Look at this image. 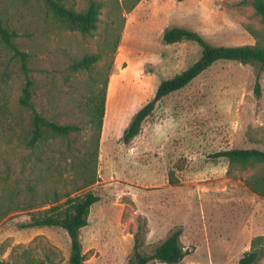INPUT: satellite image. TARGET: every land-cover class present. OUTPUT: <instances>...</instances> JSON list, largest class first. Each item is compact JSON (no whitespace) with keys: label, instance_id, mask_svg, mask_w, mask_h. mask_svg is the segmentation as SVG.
<instances>
[{"label":"rangeland","instance_id":"374dc122","mask_svg":"<svg viewBox=\"0 0 264 264\" xmlns=\"http://www.w3.org/2000/svg\"><path fill=\"white\" fill-rule=\"evenodd\" d=\"M99 1L103 8L97 29L82 35L58 27L41 0H0V17L17 32L19 49L29 54L36 110L59 123L83 127L76 136L35 149L0 143V260L67 264L70 239L64 230L26 224L32 211L48 208L43 205L56 196L92 192L99 201L79 233L84 264H128L135 238L141 253L151 254L176 229L181 246L188 249L179 264H238L264 231V164L241 166L212 155L235 148L264 151V71L217 62L157 102L128 144L121 136L143 101L134 99L138 90L179 74L200 56L199 46L190 42L163 44L166 24L187 27L223 46H264V26L244 0ZM86 2L65 4L81 12ZM158 48H163L158 53L162 65L152 57ZM89 54L101 57L91 74L69 69ZM9 59L0 50V68L8 64L16 70L18 64ZM17 73L2 87L14 110L24 82ZM104 75L108 95L98 181L79 190L73 165L90 137L86 101L100 87H93V80ZM27 187L33 190L32 200ZM17 204L22 207L15 209ZM254 248L259 251L255 264H264V239Z\"/></svg>","mask_w":264,"mask_h":264},{"label":"trees","instance_id":"16d2710c","mask_svg":"<svg viewBox=\"0 0 264 264\" xmlns=\"http://www.w3.org/2000/svg\"><path fill=\"white\" fill-rule=\"evenodd\" d=\"M43 7L50 18L58 27L75 31L82 35H90L100 22V14L103 3L99 0H87L83 11L78 12L65 4L66 0H41ZM250 3L255 15L264 26V0H244L242 4ZM18 34L11 29L0 17V50L10 54L11 61L18 64L17 69L11 68L8 64L0 68V143H16L25 149H35L54 141L66 140L79 134L83 127L73 122L59 123L41 115L35 108L33 101L34 83L30 78L31 69L28 66L29 54L19 49L15 40ZM161 41L165 45H173L182 42L193 43L200 48L199 58L179 74L161 79L156 86L154 95L150 101L142 106L132 117L130 123L123 131L121 140L128 144L141 131L142 123L152 114L157 102L166 96L177 92L194 79L207 71L217 62L226 61L242 65L257 67L259 73L264 71V46L261 45H239L223 46L209 43L200 33L184 26H171L162 33ZM9 59V61H10ZM99 54L84 55L74 60L69 69L73 73H92L99 63ZM23 75L21 93L17 100V108L14 110L4 96L3 86L9 82L11 75ZM96 84H100L97 87ZM93 87L86 101V114L90 137L84 145V151L78 153L73 165L80 181L79 190L92 186L98 181L97 163L99 157L100 138L105 116V102L108 87V77L100 78L96 83L93 80ZM255 89L260 94L259 77ZM213 158H226L231 164L246 166L248 164H264V151L249 149H230L219 151L212 155ZM172 175V174H171ZM169 183H172L169 178ZM17 195V194H16ZM28 197L32 200L33 190L27 187ZM19 196V195H17ZM65 199L61 202V199ZM60 198L55 197L53 202L46 203L48 208L31 212L28 228L54 227L64 230L70 239V254L67 264H84L85 257L82 252V245L79 239L80 231L88 225L90 208L99 201V197L92 192L82 195ZM17 204L15 209L22 206ZM32 210L34 207H27ZM10 211H16L10 208ZM181 232L176 229L157 246L151 254L141 253L139 241L135 238L132 255L128 264H150L158 261L164 264H179L188 254V249H183L180 243ZM264 239V236L257 237L251 243L249 252L245 253L238 261V264H255L259 251L256 250L255 242ZM0 264H7L0 260Z\"/></svg>","mask_w":264,"mask_h":264},{"label":"crops","instance_id":"0c3cea01","mask_svg":"<svg viewBox=\"0 0 264 264\" xmlns=\"http://www.w3.org/2000/svg\"><path fill=\"white\" fill-rule=\"evenodd\" d=\"M143 7V6H142ZM149 9H151L149 6H147ZM151 11H152V9H151ZM167 17L168 16H166V12H165V14H164V16H162L161 18H162V21L164 22V21H167ZM136 18V17H135ZM170 24V23H169ZM171 25V24H170ZM166 28H168L167 27V24L164 26V30L166 29ZM163 30V31H164ZM160 37H162V34H161V36ZM160 40H161V38H160ZM162 49L163 48H158L157 49V51L155 50V52H157V54H153L152 55V57L155 59V62L156 63H160V65H162L163 63H164V60H162V56L160 55V54H158L159 52H161L162 53ZM156 86V84H154V87H152L151 89H146L144 92H139V90H138V94L136 95V97H134V99H136L137 101H140L141 99H143V101L139 104V106L136 108V110L132 113V115L137 111V110H139L142 106H144L148 101H147V98L148 97H150V95H152V93H154L153 91L155 90V87ZM122 95H124V94H122ZM122 95H121V99H122ZM114 104H113V108L117 105V102L115 101V102H113ZM106 112H107V108H106V110H105V115H106ZM132 115L130 116V117H132ZM130 117H129V119H128V121L127 122H129L130 121ZM104 123H105V121H104ZM110 135H114L115 133H109ZM261 236H264V231L262 232V235Z\"/></svg>","mask_w":264,"mask_h":264},{"label":"bare ground","instance_id":"6f19581e","mask_svg":"<svg viewBox=\"0 0 264 264\" xmlns=\"http://www.w3.org/2000/svg\"><path fill=\"white\" fill-rule=\"evenodd\" d=\"M110 87V86H109ZM110 91V90H109ZM108 95V94H107ZM107 105V104H106Z\"/></svg>","mask_w":264,"mask_h":264}]
</instances>
